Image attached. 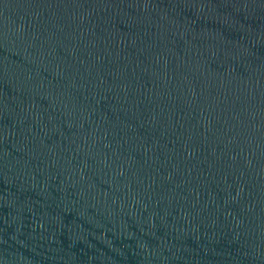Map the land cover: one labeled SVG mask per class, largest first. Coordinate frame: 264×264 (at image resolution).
Segmentation results:
<instances>
[{"label":"water","instance_id":"obj_1","mask_svg":"<svg viewBox=\"0 0 264 264\" xmlns=\"http://www.w3.org/2000/svg\"><path fill=\"white\" fill-rule=\"evenodd\" d=\"M0 264H264V0H0Z\"/></svg>","mask_w":264,"mask_h":264}]
</instances>
